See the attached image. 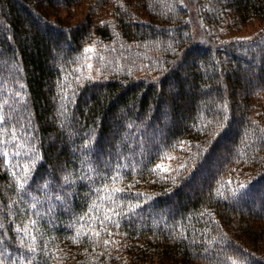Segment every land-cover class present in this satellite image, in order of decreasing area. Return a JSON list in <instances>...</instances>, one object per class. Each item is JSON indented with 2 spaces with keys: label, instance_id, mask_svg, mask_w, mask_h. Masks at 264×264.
Listing matches in <instances>:
<instances>
[{
  "label": "trees",
  "instance_id": "16d2710c",
  "mask_svg": "<svg viewBox=\"0 0 264 264\" xmlns=\"http://www.w3.org/2000/svg\"><path fill=\"white\" fill-rule=\"evenodd\" d=\"M191 2L0 0L4 264H264V0ZM94 38L107 56L84 76Z\"/></svg>",
  "mask_w": 264,
  "mask_h": 264
},
{
  "label": "rangeland",
  "instance_id": "374dc122",
  "mask_svg": "<svg viewBox=\"0 0 264 264\" xmlns=\"http://www.w3.org/2000/svg\"><path fill=\"white\" fill-rule=\"evenodd\" d=\"M195 1L196 0H193L192 2L193 4L191 5L193 7H195V5L198 7ZM74 9L75 10L72 11L71 17H74L76 19L79 18L84 11H86L87 5L84 4L78 6L77 8L75 7ZM102 15H104V13L102 14L99 13L100 17H103ZM194 15L195 18L197 19L198 16L196 12L194 13ZM198 23L201 24V20L200 22H197V24L194 27L197 32H198L197 29L198 28L200 29V26L203 27V24L200 25ZM259 25L260 22L253 21L238 29H234L233 31L226 28L225 29L226 31H218L219 34H214V35L218 36V40L250 37L256 33L258 28H260ZM106 48L107 47L104 43H100L95 38L86 44L84 48V61L82 63V67L80 68V73L82 75L95 77L101 72L102 66L104 65L101 60L105 59L104 55L107 56ZM185 149L186 148L182 146V147H178L177 149L169 150L156 161L155 169L157 170V174H159L158 178L167 179L178 173V171L182 168L184 160L186 158ZM158 165H160L161 167L158 168L157 167Z\"/></svg>",
  "mask_w": 264,
  "mask_h": 264
},
{
  "label": "bare ground",
  "instance_id": "6f19581e",
  "mask_svg": "<svg viewBox=\"0 0 264 264\" xmlns=\"http://www.w3.org/2000/svg\"><path fill=\"white\" fill-rule=\"evenodd\" d=\"M164 1H165V0H164ZM189 1H190V0H189ZM227 1H228V0H227ZM174 2H175V1H174ZM195 2H196V1H195ZM230 2H231V0H230ZM163 3H164V2H163ZM189 3H190V2H189ZM191 3H192V2H191ZM231 3H232V2H231ZM168 4H169V3H168ZM174 4H175V3H174ZM192 4H193V3H192ZM195 4H196V3H195ZM220 4H221V3H220ZM224 4H225V3H224ZM227 4H228V3H227ZM218 5H219V4H218ZM228 5H229V4H228ZM230 5H231V4H230ZM233 5H234V4H233ZM195 7H196V5H195ZM234 11H235V10H234ZM222 14H223V13H222ZM235 16H236V15H235ZM110 17H111V16H110ZM235 18H236V17H235ZM106 19H107V18H106ZM110 19H111V18H110ZM207 20H208V19H207ZM211 20H212V19H211ZM226 20H227V19H226ZM104 21H106V20H104ZM212 21H213V20H212ZM137 22H138V21H137ZM140 22H141V21H140ZM205 22H206V21H205ZM112 23H113V22H112ZM112 23H110V24H112ZM203 23H204V22H203ZM203 23H202V24H203ZM209 23H210V22H209ZM114 24H115V23H114ZM139 24H140V23H139ZM187 24H188V23H187ZM187 24H186V25H187ZM198 24H199V23H198ZM211 24H212V23H211ZM200 25H201V24H200ZM221 25H222V24H221ZM233 25H234V24H233ZM263 25H264V24H263ZM107 26H108V25H107ZM164 26H165V25H164ZM188 26H189V25H188ZM191 26H192V25H191ZM207 26H208V25H207ZM207 26H206V27H207ZM209 26H210V25H209ZM214 26H215V25H214ZM238 26H239V25H238ZM110 27H111V25H110ZM110 27H109V28H110ZM200 27H201V26H200ZM212 27H213V26H212ZM222 27H223V26H222ZM225 28H226V27H225ZM110 29H111V28H110ZM167 29H168V28H167ZM187 29H188V28H187ZM187 29H186V30H187ZM190 29H192V28H190ZM194 29H195V28H194ZM212 29H213V28H212ZM214 29H215V28H214ZM214 29H213V30H214ZM113 30H115V29H113ZM165 30H166V28H165ZM223 30H224V29H223ZM116 31H117V30H116ZM116 31H115V32H116ZM118 31H119V30H118ZM162 31H163V30H162ZM190 31H191V30H190ZM194 31H196V30H194ZM220 31H221V30H220ZM224 31H226V30H224ZM113 32H114V31H113ZM163 32H164V31H163ZM180 32H181V30H180ZM207 32H208V31H207ZM217 32H218V31H217ZM217 32H216V34H217ZM169 33H171V32H169ZM187 33H189V32H187ZM191 33H192V32H191ZM193 33L195 34V32H193ZM203 33H204V32H203ZM203 33H202V34H203ZM222 33H223V32H222ZM224 33H225V32H224ZM228 33H229V32H228ZM117 34H118V33H117ZM119 34H121V33H119ZM171 34H172V33H171ZM204 34H205V33H204ZM207 34H208V33H207ZM218 34H219V33H218ZM263 34H264V33H263ZM208 35H209V34H208ZM161 36H164V35H161ZM172 36H173V35H172ZM215 36H216V35H215ZM191 37H193V35H192ZM210 37H211V36H210ZM212 37H213V36H212ZM217 37H218V36H217ZM112 38H113V37H112ZM197 38H198V37H197ZM118 39H119V37H118ZM118 39H117V40H118ZM153 39H154V38H153ZM190 39H191V38H190ZM201 39H202V38H201ZM205 39H206V36H205ZM107 40H108V39H107ZM113 40H114V39H113ZM130 40H131V39H130ZM158 40H159V39H158ZM206 40H207V39H206ZM121 41H122V40H121ZM140 41H142V40H140ZM146 41H147V40H146ZM150 41H151V40H150ZM150 41H149V42H150ZM177 41H178V40H177ZM181 41H182V40H181ZM188 41H189V40H188ZM198 41H199V40H198ZM204 41H205V40H204ZM114 42H115V41H114ZM134 42H135V41H134ZM134 42H133V43H134ZM161 42H162V41H161ZM164 42H165V40H164ZM194 42H195V41H194ZM206 42H207V41H206ZM209 42H210V41H209ZM217 42H218V41H217ZM224 42H225V41H224ZM117 43H118V42H117ZM150 43H151V42H150ZM156 43H157V41H156ZM207 43H208V42H207ZM214 43L216 44V42H214ZM214 43H213V44H214ZM225 43H226V42H225ZM111 44H112V43H111ZM129 44H130V43H129ZM143 44H144V43H143ZM152 44H153V43H152ZM167 44H169V43H167ZM192 44H193V43H192ZM204 44H205V43H204ZM213 44H211V45H213ZM134 45H135V44H134ZM182 45H183V44H182ZM187 45H189V44H187ZM207 45H208V44H207ZM207 45H206V46H207ZM119 46H120V44H119ZM147 46H148V45H147ZM165 46H166V45H165ZM178 46H179V45H178ZM193 46H194V45H193ZM235 46H236V45H235ZM123 47H124V46H123ZM126 47H127V46H126ZM129 47H130V46H129ZM149 47H150V46H149ZM157 47H158V45H157ZM181 47H182V46H181ZM187 47H188V46H187ZM124 48H125V47H124ZM132 48H133V47H132ZM173 48H174V47H173ZM207 48H209V47H207ZM128 49H129V48H128ZM161 49H162V48H161ZM180 49H181V48H180ZM233 49H235V48H232V50H233ZM198 50H199V49H198ZM239 50H240V49H239ZM173 51H174V50H173ZM182 51H183V49H182ZM227 51H228V50H227ZM230 51H231V50H230ZM156 52H157V51H156ZM161 52H162V51H161ZM164 52H166V51H164ZM167 52H168V51H167ZM171 52H172V51H171ZM175 52H176V51H175ZM240 52H241V51H240ZM240 52H239V53H240ZM183 53H184V52H183ZM189 53H190V52H189ZM151 54H152V52H151ZM154 54H155V53H154ZM154 54H153V55H154ZM162 54H163V53H162ZM177 54H178V53H177ZM191 54H192V53H191ZM228 54H229V53H228ZM232 54H233V53H232ZM236 54H237V53H236ZM155 55H156V54H155ZM215 55H216V54H215ZM237 55H239V54H237ZM157 56H158V53H157ZM159 56H160V55H159ZM173 56H174V55H173ZM180 56H181V55H180ZM161 57H163V56H161ZM174 57H175V56H174ZM178 57H179V56H178ZM224 57H225V56H224ZM234 57H235V56H234ZM169 58H171V57H169ZM218 58H219V56H218ZM228 58H229V57H228ZM219 59H220V58H219ZM8 60H9V59H8ZM159 60H160V59H159ZM169 60H171V59H169ZM180 60H181V59H180ZM180 60H178V61H180ZM211 60H212V58H211ZM216 60H217V59H216ZM222 60H223V59H222ZM11 61H12V60H11ZM160 61H161V60H160ZM165 61H166V60H165ZM176 61H177V60H176ZM176 61H175V62H176ZM162 62H163V61H162ZM175 62H174V63H175ZM214 62H215V60H214ZM214 62H213V63H214ZM7 63H8V62H7ZM217 63H218V62H217ZM154 64H155V63H154ZM172 64H173V62H172ZM177 64H178V63H177ZM211 64H212V63H211ZM215 64H216V63H215ZM0 65H1V64H0ZM158 65H159V64H158ZM166 65H167V64H166ZM212 65H213V64H212ZM218 65H219V64H218ZM172 66H173V65H172ZM209 66H210V65H209ZM5 67H6V66H5ZM157 67H158V66H157ZM157 67H155V68H157ZM167 68H168V67H167ZM219 68H220V66H219ZM159 71H162V69L158 70V72H159ZM154 72H155V71H154ZM159 73H160V72H159ZM148 81H149V80H148ZM148 84H149V83H148ZM142 136H143V135H142ZM92 138H93V136H92ZM123 138H124V137H123ZM146 139H147V138H146ZM89 140H90V139H89ZM91 140H92V139H91ZM223 140H224V139H223ZM132 141H133V139H132ZM134 141H135V140H134ZM89 142H90V141H89ZM146 142H147V141H146ZM225 142H226V141H225ZM92 143H93V142H92ZM130 144H131V143H130ZM145 144H146V143H145ZM140 145H141V144H140ZM225 145H226V144H225ZM129 146H130V145H129ZM131 146H132V145H131ZM133 146H134V145H133ZM137 146H138V145H137ZM125 147H126V146H125ZM90 148H91V147H90ZM134 148H135V146H134ZM103 149H104V148H103ZM130 149H131V148H130ZM82 150H83V149H82ZM85 150H86V149H85ZM85 150H84V151H85ZM89 150L91 151V149H89ZM134 150H135V149H134ZM124 151H125V150H124ZM105 152H106V151H105ZM105 152H104V153H105ZM111 152H112V151H111ZM133 152H135V151H133ZM91 154H92V153H91ZM119 154H121V152H120ZM122 154H123V153H122ZM133 154H134V153H133ZM135 155H136V154H135ZM80 156H81V155H80ZM82 156H83V155H82ZM92 156H93V155H92ZM87 157H88V156H87ZM89 157H90V155H89ZM131 157H132V156H131ZM138 157H139V156H138ZM117 158H118V157H117ZM128 158H129V157H128ZM119 159H120V158H119ZM122 159H123V158H122ZM127 160H128V159H127ZM110 162H111V161H110ZM81 163H82V162H81ZM105 163H106V162H105ZM112 163H113V162H112ZM100 164H101V163H100ZM122 164H123V163H122ZM83 165H84V164H83ZM131 165H132V164H131ZM134 165H135V164H134ZM85 167H86V166H85ZM107 167H108V166H107ZM124 167H125V166H124ZM98 168H99V167H98ZM135 168H136V167H135ZM82 169H83V168H82ZM119 169H120V168H119ZM122 169H123V167H122ZM85 171H86V170H85ZM95 182H96V181H95ZM97 183H98V182H97ZM95 186H96V185H95ZM99 187H101V186H99ZM91 189H92V188H91Z\"/></svg>",
  "mask_w": 264,
  "mask_h": 264
},
{
  "label": "snow or ice",
  "instance_id": "6c2138e0",
  "mask_svg": "<svg viewBox=\"0 0 264 264\" xmlns=\"http://www.w3.org/2000/svg\"><path fill=\"white\" fill-rule=\"evenodd\" d=\"M2 120H4V117L3 116H0V121H2ZM158 168L159 167H161L160 165H158L157 166ZM24 171L26 172L27 171V168H25L24 169ZM115 178L116 177H113L112 179L113 180H115ZM65 179H67L66 177H65ZM20 184H21V186H23V180H21V182H20ZM104 191H105V196L107 197V196H115V194L116 193H119V192H121L122 191V189H120V188H112L110 191L108 190V187H107V185L105 184L104 186ZM246 186H241V194H243V192H242V190H243V188H245ZM99 190V189H98ZM113 203H115V200L113 199ZM109 213H111L112 212V209H108L107 210ZM117 215H119V213H117ZM80 220H83L84 219V216L82 215V216H80V218H79ZM106 219H110V217H106ZM100 224H101V227H103V225H104V221L103 220H101L100 221ZM116 227H119V225L117 224L116 225ZM96 235H99V232H97V233H95ZM32 239L34 240L35 239V237H32ZM23 243V242H22ZM105 243H108V241H105ZM33 249L31 248V247H29V249H28V251L29 252H31ZM2 253H0V257H2ZM25 260H27V256H25ZM0 264H4V259H2V258H0ZM233 264H235V261H233Z\"/></svg>",
  "mask_w": 264,
  "mask_h": 264
}]
</instances>
